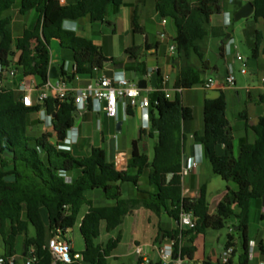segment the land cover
<instances>
[{
	"label": "trees",
	"instance_id": "obj_1",
	"mask_svg": "<svg viewBox=\"0 0 264 264\" xmlns=\"http://www.w3.org/2000/svg\"><path fill=\"white\" fill-rule=\"evenodd\" d=\"M222 0H158L156 11L162 19H170L176 28V55L174 65L179 74L174 84L175 96L159 90L157 100L152 104L157 111L152 116L151 129L158 134L159 142L154 149V159L134 148L130 161V172H119L109 163L106 153L95 148L89 157H74L62 151L49 141L48 134L32 137L28 124L30 115L43 109V106L26 107L12 90H0V239L5 246H15L22 239L24 256L20 263L28 264L32 257L35 264H54L49 242L60 236L66 240L76 226L83 207L89 211L81 222L80 231L85 242L82 259L72 264H109L112 252L119 239L99 244L101 225L106 223V231L112 232L123 224L128 213L144 207L158 214L167 204L171 218L179 221L183 212L190 213L196 220V234L207 231L224 230L229 221L238 222L237 233L241 236L243 253L240 264H250V210L253 200L264 199V117L253 127L255 144L243 143L239 155L234 154L233 134L226 116L227 101L224 95L204 103L203 134H195V142L202 145L204 155L213 172L226 182L238 185L237 192L229 191L210 214L206 187L197 199L182 197V169L184 159L183 124L194 119L193 110L182 101V91L194 87V74L200 63L201 69H210L200 52L198 41L207 35L206 24L211 17L220 13ZM254 19H264V0H253ZM123 0H80L73 5H62L60 0H0V64L4 71L17 68L25 77H36L44 85L50 71V44L52 39L60 41L62 48L74 53L76 72L73 76L92 75L106 65L115 62L105 57L93 41L80 37L74 31L63 28L66 20L77 21L90 17L94 23L105 21L107 9L119 7ZM18 7L21 15L36 10L41 14V24L34 30H26L16 42V51L21 52L18 62L12 50L14 39L8 30L10 18L5 16ZM134 32L142 34L137 17H134ZM254 54L258 53L264 38L256 32ZM143 47H131L125 51L130 59H139ZM2 74L0 73V78ZM62 78L72 81L73 77L62 73ZM57 104L59 107L57 109ZM46 113L55 118L52 125L63 142L74 127L76 106L72 98L49 99L44 103ZM153 135V132L149 133ZM225 147V155L218 156L216 148ZM150 169L149 183L157 187V193L142 192L143 198L124 200L122 187L132 183L139 188V179L145 170ZM80 172L75 181L70 176ZM172 175L169 180V176ZM101 189L113 207H96L87 200L85 192ZM238 206L239 213L234 212ZM31 228L35 233L30 236ZM179 230L166 237L175 239ZM234 237L228 236L227 248H235ZM179 252V247L177 251ZM264 256V246H260ZM195 248L183 247L182 258L192 260ZM234 254L236 251L234 250ZM233 254V255H234ZM61 264V263H58ZM202 264H214L205 261Z\"/></svg>",
	"mask_w": 264,
	"mask_h": 264
},
{
	"label": "crops",
	"instance_id": "obj_2",
	"mask_svg": "<svg viewBox=\"0 0 264 264\" xmlns=\"http://www.w3.org/2000/svg\"><path fill=\"white\" fill-rule=\"evenodd\" d=\"M80 0H60L62 5H73ZM158 0H123V4L119 7L109 6L106 13L105 21L100 23L107 25L111 31V35L95 37V25L90 17H86L77 21L66 20L63 28L74 31L78 36L87 38L98 46L105 57L114 58L115 62L106 65L102 70H97L92 75L73 76L76 72V64L74 53L71 50L62 48L61 43L57 39H52L50 44V68L55 67L62 78L65 72L68 76L73 77L72 81H67L72 89H83L95 84L100 78L106 77L111 80L126 78L130 82L134 81V75H138L140 81H148V87L142 92V98L148 99L151 103L149 110L143 111L139 108L124 109L122 102L119 105L117 118H110L106 115L102 105L89 102L85 109L75 114L74 127L68 132L67 138L60 142L58 135L54 130L52 121L46 113L44 104L43 109L30 115L32 123V133L35 137L48 134L49 141L55 146H68L74 157H89L92 150L101 148L106 153L109 163L113 164L119 172H130L136 175L135 171H130V161L133 157L135 146L139 152L146 155L150 163L154 159V149L159 142L156 132L153 135L151 120L152 116L157 115V111L152 106L157 100L158 91H164L174 98V84L179 74V69L174 65L173 55L170 52L171 45L175 44L176 28L172 20L168 19L166 25H162L160 14L156 11ZM236 0H222L220 4V17L218 25H212L214 19L211 17L206 24L208 35L197 42L200 52L203 53L205 61L209 63L210 69L202 70L200 63L197 72L199 76L194 77V87L191 90L181 91L182 101L186 107L193 110L194 119L183 124L184 141V157H187V163L197 161L198 167L187 177L182 178V197L186 199H197L200 197L201 190L206 187L207 199L209 205L216 203V208L226 196L231 192H237L239 187L234 182H226L220 176L213 172L212 166L204 155L203 146L195 142V134H203L205 131L204 123V103L206 100L218 99L224 95L227 101L226 116L230 123V129L233 134L234 154L237 157L243 143L255 144L256 134L253 127L257 126L259 120L264 117V91L261 78L264 77V41L254 54L256 41V32H261L264 38V19L255 20L253 16L248 18L246 28L241 31L250 43L252 50V59H246L247 74L241 73L242 64L237 61V55H241L235 46L233 34H219L220 29L230 26V8L236 5ZM253 0L251 1V3ZM245 5L240 4L235 9V14ZM16 14L24 20L22 25L16 26L15 20L8 13L5 16L10 18L8 30L12 33L14 45L12 50L16 52L14 61H19L21 52L16 51V42L22 38L26 30H34L41 24V14L36 11H30L26 15H21L19 8L12 9ZM142 28V34L134 32V17ZM217 29V31H216ZM100 30H102L100 28ZM162 33L165 38L162 39ZM218 34L219 56L223 61V68L219 65L213 66L206 60V50L211 47L212 38ZM98 36V35H97ZM106 37L107 40H104ZM131 47H143L144 52L139 59H130L125 51ZM166 47V51L163 48ZM243 56V55H241ZM227 64L232 66L233 74L236 77V85L231 87L227 84ZM1 66V64H0ZM158 68V73L155 69ZM19 75L12 80L14 88H18L22 73L18 70ZM158 74L160 76L157 87L151 86V78ZM167 76L168 81L164 83L163 78ZM36 78V77H35ZM213 78L215 85L212 89L204 88L205 82ZM38 83H41L36 78ZM139 81V82H140ZM20 98L18 92H14ZM35 98V96H34ZM53 118V116H51ZM149 120V124H148ZM149 125V128L146 127ZM35 128V129H33ZM218 156L225 155V147L219 145L216 148ZM80 172L75 171L69 178L75 181ZM150 169L144 171L139 179V188L132 183L124 184L122 187V198L124 200H134L143 198L142 192L157 193V187L149 183ZM172 177V175H170ZM169 176V180L171 177ZM87 200L93 202L96 207H113L115 202L108 201L105 198L104 191L101 189L90 190L85 192ZM172 204L168 203L167 208L162 209L158 214L144 207H137L131 210L124 218L123 224L112 232L106 231V223L101 225V236L106 235V241L99 244H107L110 240L119 239L117 248L112 252L109 258L114 259L122 264L127 261H135L141 264L136 249L143 248L151 260V264H160L158 249L161 245L167 243L171 238L165 236L173 231L179 230L181 227L179 221L171 218L168 214L172 208ZM89 211V207H83L79 221L82 222ZM216 211V210H215ZM234 212L239 213L238 206L234 207ZM186 231V230H185ZM238 222L236 219L229 221L227 227L221 231H207L205 234H196L195 232L188 234V239L184 241L183 247L193 246L195 248L192 260L182 258L184 264H202L205 261H211L218 264L227 249L228 236L234 237L236 253L231 256L229 264H240V257L243 253L241 236L237 233ZM30 231V236L32 235ZM187 233V232H185ZM249 240L256 250L260 251V246H264V199L253 200L250 210ZM99 238V239H100ZM98 239V240H99ZM67 241L70 242L68 236ZM71 243V242H70ZM72 244V243H71ZM74 252L75 249L73 248ZM84 251V250H83ZM82 251L77 252L81 254ZM0 253L2 255L15 254L17 262L20 263L24 256L22 239L18 240L15 246H5L0 239ZM182 257V256H181ZM178 258V254L175 259ZM250 264H264V256L261 253L258 258H250Z\"/></svg>",
	"mask_w": 264,
	"mask_h": 264
},
{
	"label": "built area",
	"instance_id": "obj_3",
	"mask_svg": "<svg viewBox=\"0 0 264 264\" xmlns=\"http://www.w3.org/2000/svg\"><path fill=\"white\" fill-rule=\"evenodd\" d=\"M168 19H162V25L167 24ZM166 36L162 33L161 38ZM170 52L176 54V45L173 44L170 47ZM237 61L242 64L241 73L247 74V64L243 56L237 55ZM227 84L231 87L236 85V77L233 74L232 66L227 64ZM159 69H155V73H158ZM0 90H12L18 92L21 102L29 108H34L43 105L47 100H64L72 98L76 106V113L84 110L89 102L98 103L102 105L106 115L110 118H117L119 112V105L122 102L124 109H136L139 108L143 111H148L151 107V103L148 99L142 98L143 90L139 88L137 84H134L126 78H119L111 80L106 77L100 78L95 84L85 87L83 89H72L69 87L67 81L63 79L51 80L48 77L47 82L42 85L38 83L35 77H25L22 75L21 82L18 88H14L12 80L18 77L19 72L17 68H10L4 71V68L0 66ZM164 83L168 81V77L163 78ZM261 83L264 91V77L261 78ZM215 85L213 78L208 79L204 88L206 90L212 89ZM179 92L182 89L178 90ZM35 96V98H34ZM167 97L170 95L167 93ZM50 121L52 117L49 116ZM149 124V120H148ZM149 128V125L146 129ZM62 151H70L68 146H59ZM198 167L197 161H191L183 167L181 175L182 178L189 176ZM181 232L175 239H169L166 244L161 245L158 249V256L160 264H184L182 259L181 250L184 245V241L188 239V234L194 232L196 229V220L190 213L183 212L179 219ZM186 230V231H185ZM187 232V233H185ZM179 247V252L177 248ZM49 248L52 252L54 264H72L75 261L82 259V254L74 252L72 244L62 239L60 236L54 237L49 242ZM138 256L141 259V264H151L149 257L144 254L143 248L138 247L136 249ZM233 248H227L223 255L222 260L218 264H229L230 258L233 255ZM178 254V258L175 256ZM261 252L256 250L250 245V258L260 257ZM37 259L32 257L28 264H35ZM17 262L15 254L2 255L0 253V264H15Z\"/></svg>",
	"mask_w": 264,
	"mask_h": 264
},
{
	"label": "rangeland",
	"instance_id": "obj_4",
	"mask_svg": "<svg viewBox=\"0 0 264 264\" xmlns=\"http://www.w3.org/2000/svg\"><path fill=\"white\" fill-rule=\"evenodd\" d=\"M237 4L231 6L230 8V18H231V23L230 26L227 28H222L219 31V34H223V33H227V35L229 34H233V38L235 40V46H237L238 51L240 52L241 55H243V57H245L246 59H252V50L250 47V43L248 42V40L246 39V37L243 35L241 29L242 28H246L247 25H249L250 23H248V19H243L239 22H237L235 20V9L236 7H238L240 4H248L250 3L252 0H236ZM10 16H12V18L15 20L16 22V26H20L22 25L23 22V18L21 16H19L18 14H16L13 10H11L8 13ZM220 17H218L217 15L214 16L213 21L211 22L212 25H218V21H219ZM95 37H97L96 39H101L100 37H103L102 34H105L104 36L107 35H111V31L109 29V27H107V25H102L100 23H96L95 27ZM100 28L102 30H100ZM217 31V29H216ZM98 35V36H97ZM218 34L215 35L212 38V44L211 47L208 48L206 50V60L210 61L212 63L213 66L215 65H219V68H223V61L221 60L220 56H219V44L221 42V40H218ZM104 40H107L106 37H104ZM166 47L163 48V51H166ZM197 76H199V73L197 71H195L194 77L196 78ZM134 81L136 83H139L140 78L138 75H134ZM35 129V128H33ZM28 130H29V134L32 137H35V134L32 133V123L29 121L28 124ZM80 226H81V222L78 221V223L76 224V226L72 229V231L69 233L68 238L70 240V242L72 243L73 248L75 249V251L80 252L83 251L85 249V242L83 240V237L81 235V231H80ZM32 230V235H34L35 231L33 228H31ZM106 241V235L105 232L102 235V237L97 241L98 243H102ZM110 264H122L121 262H118L114 259L110 260ZM126 264H138L135 261H127Z\"/></svg>",
	"mask_w": 264,
	"mask_h": 264
},
{
	"label": "water",
	"instance_id": "obj_5",
	"mask_svg": "<svg viewBox=\"0 0 264 264\" xmlns=\"http://www.w3.org/2000/svg\"><path fill=\"white\" fill-rule=\"evenodd\" d=\"M254 12H255V7L253 5V3H248L246 4L240 11H238L236 14H235V20L237 22L243 20V19H248L250 18L251 16L254 15ZM21 55L22 53L20 54L19 56V60L21 58ZM49 79L51 80H56V79H59L60 77V74L58 73L57 69L55 67H52L50 68V71H49ZM159 78L160 76L158 74L154 75L152 78H151V86L156 88L157 87V84H158V81H159ZM138 86L140 89L142 90H146L147 87H148V81L146 80H142L138 83ZM59 107V104H57V109ZM56 116V113L53 115V118H55ZM152 132H155L154 129H152ZM187 164V157L185 156L184 159H183V167L186 166ZM171 177V176H170ZM216 203L215 204H211L210 205V214H213L216 210ZM158 259V255L156 256V260Z\"/></svg>",
	"mask_w": 264,
	"mask_h": 264
}]
</instances>
